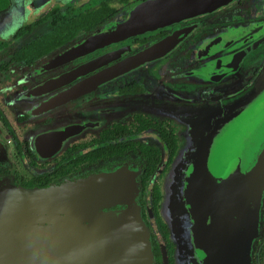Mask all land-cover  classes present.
Instances as JSON below:
<instances>
[{"label":"flooded vegetation","instance_id":"flooded-vegetation-1","mask_svg":"<svg viewBox=\"0 0 264 264\" xmlns=\"http://www.w3.org/2000/svg\"><path fill=\"white\" fill-rule=\"evenodd\" d=\"M3 3L0 191L129 169L137 188L123 192L139 207L152 264H181L162 204L182 126L146 107L181 116L189 108L193 121L201 106L206 119L262 87L264 0H69L38 17V0L16 14ZM204 59L224 69L222 79L207 81ZM115 201L100 213L128 209ZM261 211L253 264H264V203Z\"/></svg>","mask_w":264,"mask_h":264},{"label":"water","instance_id":"water-1","mask_svg":"<svg viewBox=\"0 0 264 264\" xmlns=\"http://www.w3.org/2000/svg\"><path fill=\"white\" fill-rule=\"evenodd\" d=\"M38 1L32 17L69 2ZM7 2L16 14L26 0ZM199 68L207 81L225 72L207 59ZM238 94L239 103L209 109L206 119L198 106L193 121L189 108L181 116L146 107L182 126L162 204L181 264H253L264 201V85ZM133 185L136 174L126 169L48 189L6 187L0 191V264H152L139 207L123 192ZM111 201L128 209L100 213Z\"/></svg>","mask_w":264,"mask_h":264},{"label":"rangeland","instance_id":"rangeland-1","mask_svg":"<svg viewBox=\"0 0 264 264\" xmlns=\"http://www.w3.org/2000/svg\"><path fill=\"white\" fill-rule=\"evenodd\" d=\"M164 194H165V191H164ZM263 203H264V201H263ZM261 214H262V211H261ZM172 234V233H171ZM173 237V236H172ZM174 239V238H173Z\"/></svg>","mask_w":264,"mask_h":264}]
</instances>
